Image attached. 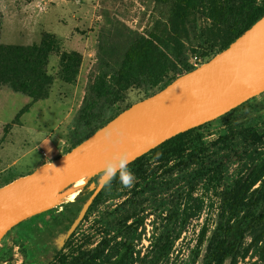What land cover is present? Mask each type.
Segmentation results:
<instances>
[{
	"label": "rangeland",
	"instance_id": "rangeland-1",
	"mask_svg": "<svg viewBox=\"0 0 264 264\" xmlns=\"http://www.w3.org/2000/svg\"><path fill=\"white\" fill-rule=\"evenodd\" d=\"M169 15L158 0H0V46L52 50L39 72L50 77V85L43 86L38 68L30 70V60L23 73L32 92L47 89L45 98L0 88V188L65 155L88 134L80 115L95 100L89 98L96 76L115 74L139 38H166ZM180 39L188 61L197 56L204 64L221 52L222 34L206 11L188 17ZM64 68L73 82L63 80ZM162 87L130 88L114 107L101 101L93 125ZM183 145L180 153L167 147L129 167L135 177L130 188L118 175L66 238L89 197L76 198L86 181L71 186L50 215L42 214L44 220L32 217L6 234L0 264H72L100 243H107L106 251L92 264H211L207 243L196 250L199 232L205 225L210 239L236 187L242 185L240 205L225 220L235 223L244 209L254 219L264 215V93L198 127ZM243 228L246 254L224 264H264V216Z\"/></svg>",
	"mask_w": 264,
	"mask_h": 264
},
{
	"label": "water",
	"instance_id": "water-1",
	"mask_svg": "<svg viewBox=\"0 0 264 264\" xmlns=\"http://www.w3.org/2000/svg\"><path fill=\"white\" fill-rule=\"evenodd\" d=\"M263 93L264 15L208 62L126 108L65 155L1 187L0 242L16 226L55 208L62 192L76 181L101 174L104 160L113 153H126L130 165L170 139L217 120ZM104 129L119 130V142L104 140ZM99 178L66 238L103 190Z\"/></svg>",
	"mask_w": 264,
	"mask_h": 264
},
{
	"label": "trees",
	"instance_id": "trees-1",
	"mask_svg": "<svg viewBox=\"0 0 264 264\" xmlns=\"http://www.w3.org/2000/svg\"><path fill=\"white\" fill-rule=\"evenodd\" d=\"M158 2L168 6L170 10L168 36L162 38L150 35L147 38H139L128 48L115 74L100 72L96 76L93 85L90 87L89 98L95 100H89L80 115V121L89 127V132L81 141L76 142L73 148L119 114H115L99 126L93 125L96 124L93 110L98 107L101 101L104 105L114 107L123 99L124 92L130 88L154 89L163 85V89L172 82H164L169 74L175 75L174 81L177 77L194 70L191 65H188V60H186L182 51L183 45L180 39V31L191 14L206 11L207 19L217 28L220 35L222 34L221 52L264 15V1L262 5H258V0H158ZM51 51L47 45L40 48L0 46V88L8 86L13 91L27 94L32 99L45 98L48 93L47 89L42 87L41 84L42 88L36 92L37 94L32 92V82L28 77H24L23 73L25 72V61L30 60V70L38 68L37 77L41 79L43 86L50 85V77L40 75L39 72L46 65L47 57ZM65 57L67 55L62 57V64ZM62 74L65 82L71 83L74 81L73 78L69 77V68L62 69ZM196 130L197 128L180 134L148 154L167 147L174 150L172 152L177 151L180 153L184 141L186 142V139ZM146 155L128 165V168L139 165ZM99 177L100 174L89 179L86 186L79 191L78 196L88 193L90 196L92 191L89 192L88 189L91 184L97 185ZM241 191L242 185H239L225 199L226 208L223 207L220 211L210 239H207L208 231L205 225L199 232L196 250H202L204 244L207 243L205 254L211 264H224L227 260L235 261L237 258L243 257L246 252L242 249V243L248 228H243L245 222L249 220L251 224L258 225L260 218L264 216L261 215L259 218L254 219L244 209L235 223L229 224L225 220L229 214H233L237 206L239 207ZM106 245L107 243H100L94 249L81 252L72 264H92L103 256ZM111 264H121V262L114 261Z\"/></svg>",
	"mask_w": 264,
	"mask_h": 264
},
{
	"label": "clouds",
	"instance_id": "clouds-1",
	"mask_svg": "<svg viewBox=\"0 0 264 264\" xmlns=\"http://www.w3.org/2000/svg\"><path fill=\"white\" fill-rule=\"evenodd\" d=\"M115 132L116 140H113V133ZM122 133L119 130H108L104 129L103 138L109 143L119 142V137ZM128 157L126 153L119 152L113 153L111 158L105 159L103 162V168L100 174V187H110L111 181L117 177L119 174V178L122 183L126 187H132L133 181L135 179L133 173L128 169Z\"/></svg>",
	"mask_w": 264,
	"mask_h": 264
},
{
	"label": "built area",
	"instance_id": "built-area-1",
	"mask_svg": "<svg viewBox=\"0 0 264 264\" xmlns=\"http://www.w3.org/2000/svg\"><path fill=\"white\" fill-rule=\"evenodd\" d=\"M204 61H202L199 57L197 56H192L189 58V65H191L194 69L201 66Z\"/></svg>",
	"mask_w": 264,
	"mask_h": 264
},
{
	"label": "bare ground",
	"instance_id": "bare-ground-1",
	"mask_svg": "<svg viewBox=\"0 0 264 264\" xmlns=\"http://www.w3.org/2000/svg\"><path fill=\"white\" fill-rule=\"evenodd\" d=\"M91 175H88V176H86V177H84V178H82V179H80V180H78V181H76L74 184H76V183H79V182H82V181H86V184L88 183V180L89 179H91ZM73 184V185H74ZM86 184H85V186H86ZM84 186V187H85ZM61 196V195H60ZM59 203H61V200L60 199H58V201H57V203L56 204H59Z\"/></svg>",
	"mask_w": 264,
	"mask_h": 264
},
{
	"label": "crops",
	"instance_id": "crops-1",
	"mask_svg": "<svg viewBox=\"0 0 264 264\" xmlns=\"http://www.w3.org/2000/svg\"><path fill=\"white\" fill-rule=\"evenodd\" d=\"M86 195H88V194H84V195L78 196L77 199H79V198L81 199L82 197H84V196H86ZM73 202H74V201H72V203H73ZM44 213H47L48 215H50V210H48V211H46V212H44ZM44 213H41V214H39V215L36 216V218H37L38 216H40V217L37 219L38 221H39V220H40V221L44 220L43 217H41L42 214H44Z\"/></svg>",
	"mask_w": 264,
	"mask_h": 264
}]
</instances>
